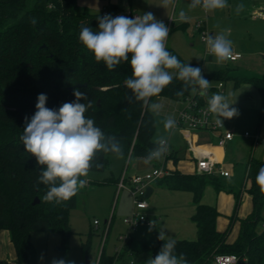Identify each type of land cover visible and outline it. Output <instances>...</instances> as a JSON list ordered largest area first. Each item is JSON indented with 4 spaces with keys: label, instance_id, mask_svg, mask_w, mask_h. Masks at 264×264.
Here are the masks:
<instances>
[{
    "label": "trees",
    "instance_id": "16d2710c",
    "mask_svg": "<svg viewBox=\"0 0 264 264\" xmlns=\"http://www.w3.org/2000/svg\"><path fill=\"white\" fill-rule=\"evenodd\" d=\"M98 17L102 16L81 10L78 0H0V235L4 230L9 232L16 254L15 260L0 259V264H37L32 243L34 232L59 234L62 246L58 252L63 258L72 234L70 216L77 207L78 193L59 204L43 201L48 186L40 182L42 166L24 150L20 139L25 118L30 119L36 111L39 94L48 97L46 107L58 109L65 102L75 101V90L85 92L87 99L81 102L86 105L91 102L85 116L93 119L105 137H116L126 161L131 157H146L156 147L153 142L155 114L142 101H136L125 85V80L132 76L130 63L122 61L109 70L103 62H96L79 41L82 27L96 30ZM33 18L35 24L31 22ZM166 48L182 64L189 63L167 43ZM172 75V82L149 103H154L156 98L181 102L191 94V87L185 89L174 71ZM225 75L221 72L216 78L226 79ZM249 82L261 94L264 110V77L252 78ZM181 91L183 95L178 96L176 93ZM113 156L116 155L98 152L89 171L105 172ZM169 159L177 163L178 152H172ZM96 164L102 166L97 168ZM152 164L159 166L158 160ZM261 166L264 161L255 158L247 163L241 188L235 194V211L225 231L217 228L218 210L201 204L207 187L222 189L218 175L184 174L176 170L155 182L156 187L194 194L197 210L192 219L197 225L198 238L175 240V255L182 254L187 264H210L219 254L246 256L247 264H264V227L258 230L259 224L264 223V194L256 184ZM118 181L119 178L109 179L105 183ZM243 193L251 197L253 211L246 218H238ZM36 198L40 203L33 205ZM52 204H55L54 211H51ZM237 221L239 233L231 242L230 235ZM93 235L95 232L91 231L90 236ZM162 244L157 237L152 248L154 256ZM129 250L130 240L121 258ZM103 262L113 264L115 257L104 253Z\"/></svg>",
    "mask_w": 264,
    "mask_h": 264
},
{
    "label": "clouds",
    "instance_id": "9594fccd",
    "mask_svg": "<svg viewBox=\"0 0 264 264\" xmlns=\"http://www.w3.org/2000/svg\"><path fill=\"white\" fill-rule=\"evenodd\" d=\"M171 2L164 0L163 6ZM197 7L205 12H213L228 7V4L227 0H191L189 8ZM243 8V4L237 5V13ZM97 19L98 29L94 31L90 27H82L79 41L93 54L96 62H103L109 70L122 61H128L132 76L125 80V85L135 100L142 101L155 115H160L163 105L149 101L159 96L172 82L173 71L176 78L184 83L185 89L191 87L193 93L199 90L200 96L207 95L210 82L203 77L201 68L189 63L182 64L167 50L170 29L164 22L157 20L153 13L147 12L135 18L108 14ZM188 20L189 16L181 10L178 21ZM31 22L35 24V18ZM206 44L208 53L215 58L216 63L222 64L232 59V41L225 33L209 35ZM176 94L182 96L183 91ZM73 95L76 97L74 102H65L58 109H50L46 107V94H39L36 111L30 119L25 118L23 135L20 137L24 150L35 157L38 166H42L40 182L48 186L43 196L45 202L59 204L77 195L86 185V180L81 178L88 176L98 152L113 153L121 159L124 157L123 148L116 137H105L93 119L85 116L91 107V102L87 105L81 102L87 99L86 93L75 90ZM207 104L208 112L217 117V124L223 125L224 119H232L237 115V109L231 107L233 103L230 104L225 95L213 94ZM175 125L176 120L171 115L163 121L166 131ZM153 142L156 147L142 158L145 164L159 160L167 151V139L164 136L155 137ZM95 166L99 168L102 165ZM256 184L261 194H264V166L260 167L256 175ZM165 236L161 230L158 239L163 241L162 247L154 258L149 257L146 264H187L182 254L179 257L174 254L176 241H165ZM51 264H74V261L53 259Z\"/></svg>",
    "mask_w": 264,
    "mask_h": 264
},
{
    "label": "crops",
    "instance_id": "0c3cea01",
    "mask_svg": "<svg viewBox=\"0 0 264 264\" xmlns=\"http://www.w3.org/2000/svg\"><path fill=\"white\" fill-rule=\"evenodd\" d=\"M175 1L177 0H172V2L165 7L163 13H161V10L164 0H132L131 4L128 0H78V4L81 10H87L92 16H102L104 11L111 13L116 9L127 7H131L140 15L151 12L157 20L164 22L166 25L171 22L173 27L177 26L183 31H187L190 26L196 31V21L206 18V29L210 35L215 36L223 32L226 34L227 38L232 41L233 52L240 56L239 59L236 61L228 60L222 64H218L212 56L213 58L210 60L212 63L204 61L202 64V74H204L205 78L212 85H216L218 82L222 81L225 83L223 91L216 92L215 94L225 95L228 102L230 104L233 103L231 107L237 109L236 116L232 119L223 120L224 130L233 132L235 134L234 139L228 142L224 147H220L218 146L219 136L217 134L206 131H198L195 133L193 131H188L184 134L180 132L183 138L188 142V148L186 150L178 151L172 146L171 141L168 140L172 152H178L179 161L175 163L171 159L166 161L164 159L158 160L159 166L166 169L169 173L178 170L184 174H195L197 170V153L195 152V149L199 148V152H211L217 162V166L230 172L229 177L218 175L222 189L216 190L211 186L207 187L201 200V204L215 207L218 210L219 217L217 219V228L219 231H225L228 228L231 222V217L235 211V194L241 188L240 187L238 190L234 189V186H236L240 180V175L236 176L235 165L244 164L246 162V169V165L251 158L264 161L263 99L257 88L249 82L252 78L264 77V19L254 17L255 11H264V0H245L246 2L242 3L244 5L243 10L239 13L236 11L232 16L233 20L238 22L237 24L239 26L237 28L234 27L232 21L230 23L227 21L226 9H228V7L213 12H205L201 7L190 9L189 11L183 9V11L189 16V20L187 22H179V12L176 15L172 14V7ZM179 1H181V6H183L185 0ZM186 1V6L189 7L191 0ZM232 1L233 0H227L228 6L231 5ZM235 5L237 6L239 4ZM243 20L245 21L246 26H242ZM95 27L97 30L98 22ZM243 27L244 29H242ZM246 39H254L256 44H259V47L253 50L248 45H244ZM230 62H234L238 69L230 67ZM242 68H247V72H250L252 75H246L247 73L243 74L241 71ZM204 70H208L209 73ZM221 72L226 73V79L219 80L216 78L217 74ZM157 99L161 100L163 104L167 103V108L172 106V102H176L166 98ZM173 114V117H175L176 110ZM256 118H259L256 130L251 132L248 128L254 127ZM174 131L175 130H172V132ZM246 132L251 133V137H245L244 134ZM256 137H259L261 140L259 145H255ZM130 161L131 159L129 162ZM153 167L156 166L152 163L145 164L142 158H137L133 165L132 173L129 176L147 173ZM113 176L114 175H112L111 179L117 180L121 175L118 177ZM88 183L89 182H86V185H88ZM150 188L153 189V193L148 199L150 204L148 214L149 219L155 220L157 225L155 227L141 225L134 233H131L129 254L125 255L124 258H121L124 251L120 253L119 257H116L115 254H107L105 250L107 256L115 257V262L113 264L126 262V260L128 263L129 259H133L132 257L135 258V255L138 256V251L132 249L135 243L142 244L144 250L153 252L152 248L161 230L165 232L166 240L196 241L198 238L197 225L192 219L197 210V206L194 202V194L186 191H170L156 187L155 183H153ZM130 209V206L124 208V214H127ZM252 211V199L248 194L243 193L241 195L238 218H246L252 213ZM114 219L112 221L111 231L115 224ZM107 221L108 220H106L105 223ZM239 228L240 224L237 221L233 227L229 241L233 242L237 238ZM5 231L6 230L2 231L0 235V259L4 261H13L16 259L15 249L11 242L10 234L6 240L3 239V233ZM121 234H123V232ZM6 247L8 248L7 251L5 250ZM136 262L138 263L137 260Z\"/></svg>",
    "mask_w": 264,
    "mask_h": 264
},
{
    "label": "rangeland",
    "instance_id": "374dc122",
    "mask_svg": "<svg viewBox=\"0 0 264 264\" xmlns=\"http://www.w3.org/2000/svg\"><path fill=\"white\" fill-rule=\"evenodd\" d=\"M186 2L187 1L185 0L183 6H181V1H175L172 7V14L176 15L178 12H180V10L183 9H187L189 11L190 8L186 6ZM245 2V0H233L231 5L228 6V9H226L228 19L227 21L229 23L232 21L234 27L236 28L239 26L237 24L238 22L234 21L232 17L236 12L235 4H242ZM164 11L165 6L162 7L161 13ZM243 25L246 26L244 20L242 21V26ZM167 26H169V23ZM244 27L242 29H244ZM166 43L172 47L183 59L188 61L193 67L201 66L202 70V64L204 61L212 63L210 60L213 57L209 53L207 54L205 52V45L202 43L199 33L195 31L192 26H190L187 31H183L177 26L173 27L172 29L170 28ZM244 45H248L253 50L259 47V44L257 45L254 39H246ZM235 65L236 64L234 62H230L229 64L230 67H235V69H238ZM204 71L209 73L208 70ZM241 71L243 74L247 73L246 75H252L250 72H247V68H242ZM154 103H160L163 105L160 115H155L156 130L154 138L157 136H164L167 140L171 141L172 146H174L178 151L186 150L188 148V142L183 138L180 131L178 129H175L174 132H172V130L166 131L163 127L164 119L169 115L174 116L173 112H175V110L181 109L183 104L180 102H172V106L167 108V103L163 104V102L157 98L155 99ZM258 121L259 118H256L254 127L248 128L251 132L256 130ZM193 132L195 133L198 131ZM130 159L131 161L129 162L128 160L126 161L125 159L113 156L109 159L108 170L105 172L89 171L88 176L83 177V179L89 183L78 191L77 207L71 212L70 228L72 234L69 239L66 253L62 258L66 262L74 261V264H86L88 259L90 264H94L99 253L102 232L106 226L105 221L109 220L113 215L115 216V224L113 225L112 231L109 234L107 248L105 250L107 254H115V246L120 245L119 237L121 233L123 232V234H126L127 232V226L124 223V219L130 216L132 212V199L130 197L129 190L133 188V185L127 182V189H123L117 193L116 184L108 182L105 183V181L111 179L112 175L115 177L120 176L125 170L127 171L128 176L131 175L133 165L135 164L137 158L131 157ZM161 159H164V157L162 156V158L159 160ZM245 163L235 165L236 176L240 175L239 183L234 186V189L236 190H238L242 185ZM128 206H130L131 209L127 214H124V208H128ZM262 215L264 218V207L262 209ZM95 221H98L100 224L98 229L94 225ZM263 227L264 223L261 222L258 226V230L261 231ZM137 229L138 228L134 229L131 233H134ZM91 231L95 232V235L90 236ZM7 237H9V232L5 231L3 233V239L6 240ZM32 243L36 251L37 264H51L53 259H61L58 248L62 246V238L59 234L49 232H34L32 234ZM7 249L8 248L6 247L5 250L7 251ZM132 249L138 251V256L135 255V258H132L136 259L140 264H146V261L149 259V257H155L152 251L144 250L142 244L135 243ZM126 263L127 260L126 262L117 264Z\"/></svg>",
    "mask_w": 264,
    "mask_h": 264
},
{
    "label": "built area",
    "instance_id": "2783aa9c",
    "mask_svg": "<svg viewBox=\"0 0 264 264\" xmlns=\"http://www.w3.org/2000/svg\"><path fill=\"white\" fill-rule=\"evenodd\" d=\"M110 14L113 17L123 15L129 18H135V16L140 15L131 7L116 9L114 12L104 11V15ZM255 18L264 19V11L257 10L254 12ZM171 22L169 23V29L171 27ZM196 31L200 35L202 43L205 45V52L207 51L206 39L210 35L206 29V18L197 20L195 23ZM239 55L233 52V57L231 61H236L239 59ZM205 78L204 74H202ZM225 83L218 82L216 85L210 84L206 96H200L199 90L196 93L191 92V94L180 103L183 104L181 109L176 110L175 120L176 125L172 130L178 129L182 134L188 131H206L210 133L217 134L219 136L218 146L224 147L228 142L232 141L235 134L231 131L224 130L223 125L217 124V117L208 112V99L216 92L223 91ZM222 119V117L220 118ZM245 137H251V133L246 132ZM261 142L259 137L255 138V145H259ZM199 148L195 149L197 153V174H216L222 177H229L230 172L224 170L217 166V162L213 157V154L209 151H200ZM172 150L167 140V151L163 155L164 160H168L171 156ZM169 172L163 167H153L149 172L144 174H135L133 176H128L125 170L119 177L117 182V193L123 189H127L126 183L129 182L133 185V188L129 190L132 199V212L130 216L124 219V223L128 228L126 234H121L119 237L120 245L115 249V256L119 257L125 249L127 242L130 240L131 232L141 225H148L155 227L157 222L155 220L149 219L148 210L150 208L149 200L146 197L148 188L155 183L157 180L163 176L168 175ZM113 217V216H112ZM112 217L107 221L106 226L102 232V240L100 243L99 253L96 257L94 264H107L103 262V256L105 253V248L108 242L109 231L112 225ZM154 222V225L152 224ZM94 225L99 228V222L95 221ZM127 264H138L134 259H129ZM210 264H247L246 256H239L235 254H219L214 256Z\"/></svg>",
    "mask_w": 264,
    "mask_h": 264
},
{
    "label": "water",
    "instance_id": "95a60500",
    "mask_svg": "<svg viewBox=\"0 0 264 264\" xmlns=\"http://www.w3.org/2000/svg\"><path fill=\"white\" fill-rule=\"evenodd\" d=\"M78 86H81V85H78ZM73 89H74V88H70V91H73ZM93 166H94V165H93ZM93 166H92L91 168H93ZM91 168H90V169H91ZM152 193H153V189H152V188H148V191H147V195H146V197L149 199V198L151 197ZM39 203H40V200H39L38 198H36V199L34 200V202H33V205H37V204H39ZM54 209H55V204H52V206H51V211H54ZM86 264H90V262H89L88 259H87Z\"/></svg>",
    "mask_w": 264,
    "mask_h": 264
}]
</instances>
